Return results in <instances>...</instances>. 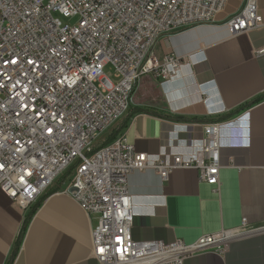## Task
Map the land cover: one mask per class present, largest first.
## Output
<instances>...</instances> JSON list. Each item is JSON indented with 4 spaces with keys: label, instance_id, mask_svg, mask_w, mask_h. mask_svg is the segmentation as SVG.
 I'll list each match as a JSON object with an SVG mask.
<instances>
[{
    "label": "built area",
    "instance_id": "2783aa9c",
    "mask_svg": "<svg viewBox=\"0 0 264 264\" xmlns=\"http://www.w3.org/2000/svg\"><path fill=\"white\" fill-rule=\"evenodd\" d=\"M227 1L0 0V189L27 208L76 160L64 192L97 215L92 254L101 264H184L196 254L224 256L231 241L264 232V224L244 217L193 242L132 237L129 174L153 167L165 180L173 169L195 168L199 181L218 191L222 130L231 120L202 125L200 148L178 139L169 152L150 155L121 135L89 153L100 132L128 111L143 75L165 81L178 74L180 58L154 54L159 37L213 23ZM226 24L232 35L264 26L257 0H245ZM108 65L115 82L104 72Z\"/></svg>",
    "mask_w": 264,
    "mask_h": 264
},
{
    "label": "crops",
    "instance_id": "0c3cea01",
    "mask_svg": "<svg viewBox=\"0 0 264 264\" xmlns=\"http://www.w3.org/2000/svg\"><path fill=\"white\" fill-rule=\"evenodd\" d=\"M244 3L228 0L213 23L160 36L154 54L180 58L178 74L165 81L143 75L129 112L142 111L126 120L127 111L95 139L94 145L116 128L115 138L123 135L136 151L153 155L169 152L178 139L191 138L200 148L202 125L231 120L222 130L218 191L200 182L195 168L173 169L165 180L153 167L129 174L135 240L193 242L236 227L244 217L251 226L264 224V99L252 103L264 95V53L257 54L264 48V26L232 35L226 24ZM257 6L264 21V0H257ZM245 112L244 120L235 119ZM71 172L37 200L42 201L12 261L24 220L37 202L21 208L0 189V264H101L92 254L97 215L86 213L64 192ZM184 264H264V232L231 241L224 256L206 252Z\"/></svg>",
    "mask_w": 264,
    "mask_h": 264
},
{
    "label": "trees",
    "instance_id": "16d2710c",
    "mask_svg": "<svg viewBox=\"0 0 264 264\" xmlns=\"http://www.w3.org/2000/svg\"><path fill=\"white\" fill-rule=\"evenodd\" d=\"M262 99H264V95H263V96H260V97H258V98H256L255 100L252 101V103L259 102V101H261ZM130 108H131V106H130ZM130 108L128 109V112H129ZM138 111H142V109H140V108H135L134 110H132V111H130L129 113H127L128 115H127V117H126V120H127L128 118H130L131 115H133V113L138 112ZM225 117H226V116H225ZM220 119H224V118H220ZM219 121H222V120H214V121H212V122H219ZM124 122H125V121H124ZM118 130H119V129H116V128L113 129V130L110 132V134H109V135H108L103 141H101V142L95 144V145L92 147V149H91V151H90L89 153H93V152L97 151L98 149H100L101 147H103L104 145L110 143V142L115 138V135L117 134ZM70 171H71V170L69 169V170H68L63 176H61L60 179H64V178L66 177V175H67L68 173H70ZM54 191H56V190H55V189H54V190H51V191L48 192L46 195H48L49 193L54 192ZM41 201H42V200H41ZM41 201H39V202H37V203L35 204V206L32 208V210L30 211V213H29V214L27 215V217L25 218L24 223H23L22 228H21V231H20V234H19V237H18V239H17V241H16V246H15V248H14V251L12 252L11 261L14 259V257H15L16 254L18 253V250H19V248H20V245H21V242H22V239H23L24 233H25V231H26V228H27L28 222H29L31 216L33 215V213H34V212L37 210V208L39 207Z\"/></svg>",
    "mask_w": 264,
    "mask_h": 264
},
{
    "label": "rangeland",
    "instance_id": "374dc122",
    "mask_svg": "<svg viewBox=\"0 0 264 264\" xmlns=\"http://www.w3.org/2000/svg\"><path fill=\"white\" fill-rule=\"evenodd\" d=\"M60 19L63 21V22H69V23H74L75 22V20L76 19H67V18H64V17H62V16H60ZM104 72H105V74H106V76L108 77V78H110V80L112 81V82H115L116 81V78H115V76H114V69H113V67L111 66V65H108V66H106L105 68H104ZM138 83V82H137ZM135 87H136V85H135ZM135 87H134V89H135ZM105 131V130H104ZM104 131H102V132H100V134L99 135H101V137L103 136V132ZM111 130H108V132H110ZM94 143H95V141H94ZM75 163H76V160H74L72 163H71V165H70V167L62 174V176L70 169L71 171L73 170V167H74V165H75ZM97 218V217H96Z\"/></svg>",
    "mask_w": 264,
    "mask_h": 264
}]
</instances>
